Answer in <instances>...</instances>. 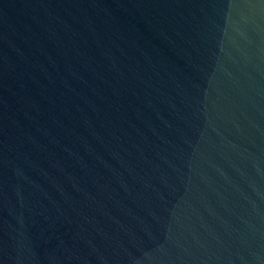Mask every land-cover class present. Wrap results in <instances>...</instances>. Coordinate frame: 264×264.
I'll return each instance as SVG.
<instances>
[{
    "label": "water",
    "instance_id": "water-1",
    "mask_svg": "<svg viewBox=\"0 0 264 264\" xmlns=\"http://www.w3.org/2000/svg\"><path fill=\"white\" fill-rule=\"evenodd\" d=\"M0 264H264V0H0Z\"/></svg>",
    "mask_w": 264,
    "mask_h": 264
}]
</instances>
